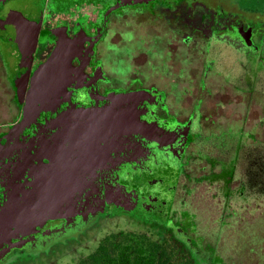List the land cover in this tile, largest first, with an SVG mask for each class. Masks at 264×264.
<instances>
[{
    "label": "flooded vegetation",
    "instance_id": "flooded-vegetation-1",
    "mask_svg": "<svg viewBox=\"0 0 264 264\" xmlns=\"http://www.w3.org/2000/svg\"><path fill=\"white\" fill-rule=\"evenodd\" d=\"M177 7L192 15L177 14ZM197 7H207L209 14ZM3 28L13 34L16 72L10 78L1 75L6 64L0 45V137L21 118L36 70L69 42H78L82 51L72 65L83 66L87 74L73 100L88 105L105 102L112 93L145 91L149 96L141 104V117L174 134L166 142L138 135L139 150L132 156L127 144H121L114 163L101 164L94 177L78 181L68 193L78 194L80 205L92 194L91 206L84 204L72 217L50 218L36 232L14 238L5 244L0 263L17 251L68 239L100 217L115 214L167 227L200 264H239L248 262V255L250 264H264L255 198L247 216H237L234 208L221 219L224 232L233 227V255L203 243L192 214L183 215L178 207L181 194H192L187 171L199 135L219 139L212 143L215 148L235 151L233 157L207 158L211 178L224 183V194H235L227 184L236 180L238 151L243 146L264 150V142L257 139L264 134V0H4L0 31ZM123 31L131 42L138 40L129 43L127 59L118 56L123 50L115 40ZM223 48L228 56L222 55ZM135 49L137 58L132 57ZM126 67L138 75H117L116 69ZM145 71H152L153 77H146ZM244 162L243 178L254 184L250 194L256 195L264 164L256 154ZM3 193L0 185V197ZM242 236L255 243L246 252Z\"/></svg>",
    "mask_w": 264,
    "mask_h": 264
},
{
    "label": "water",
    "instance_id": "water-1",
    "mask_svg": "<svg viewBox=\"0 0 264 264\" xmlns=\"http://www.w3.org/2000/svg\"><path fill=\"white\" fill-rule=\"evenodd\" d=\"M76 43L58 46L36 70L21 118L0 137V253L48 219L72 217L84 204L91 206L92 194L80 205L78 194L68 193L94 177L101 164L114 163L121 144L132 156L139 150L138 135L166 142L174 134L141 117L145 91L112 93L88 105L73 100L87 77L83 66L72 65L82 52Z\"/></svg>",
    "mask_w": 264,
    "mask_h": 264
},
{
    "label": "rangeland",
    "instance_id": "rangeland-1",
    "mask_svg": "<svg viewBox=\"0 0 264 264\" xmlns=\"http://www.w3.org/2000/svg\"><path fill=\"white\" fill-rule=\"evenodd\" d=\"M198 9H204L205 14H209V12L207 11V7ZM185 10L186 9L184 7H177L176 12L179 15H192V13L187 14ZM10 32L12 31L9 28H3L0 31V34L2 33V36H4L3 40H0V45H2V48L5 52L4 62L6 64V66L1 70V75H3V77L9 78L12 77L16 72L11 56L14 42L13 34ZM132 34L134 38L135 35L138 36L137 33ZM127 38L128 37H126L124 31L123 35H118L117 38H115V40H117L116 43H119L122 47L120 49L123 50V53L118 54V56L122 57L121 55L123 54L125 59L128 58L127 50L130 47L129 43H137L138 41H136V39H133V41L131 42V40H128ZM225 49L223 50L222 55L228 56L227 49ZM133 52L134 55H132L131 50L129 53L132 55V57L137 58L136 53H138L139 51L135 49ZM116 73L117 75H124L130 79L138 75L129 67H126V69L122 71L116 69ZM139 73H141V71H139ZM182 73L185 74V72ZM145 75L146 77H153V72L145 71ZM181 88L183 90L185 89L183 88V86H181ZM226 105L227 107H232L233 103H228ZM257 137L258 142H264V134H258ZM214 139L215 141H212V139H207L205 135H199L197 137V144L195 145L196 151H194L193 162L190 166L191 169L187 171L190 177L189 180L187 179V181H189V183L191 184L192 194H181V199L178 207L183 215L189 213L192 214V223L196 229V233L204 239L203 243L214 245V250L216 252L226 250L230 255H233L235 249L233 240L234 235L232 232L233 227H230V229L226 228L224 232L223 227L221 226V219L223 218L225 212H230L234 208L237 211V216H247V211L249 210V208H252L253 205L255 206L253 201L254 198L257 204L256 207L258 208V238L259 241L264 240V179L259 177L256 186L257 194L253 195L250 194V191L251 189L253 190L254 184L251 185L248 180L243 178V171L244 168H246L244 159H248L249 155L256 154L258 155L260 161L264 164V150L250 151L247 147L243 146L238 151V158L240 160L238 162V166H240L236 169V180L232 183L227 184L231 186V192L235 191V194H224V183L220 180L211 178V175L208 171L209 166L207 163V158L215 159L222 157H233L235 151L226 148L221 150V147L215 148L212 143L219 142V139ZM228 139L229 143H235V141H233V138ZM247 141L249 142V140ZM214 168L215 170H219L218 166ZM189 183L187 184L189 185ZM241 190L244 191V194H242L241 192V194H238V192ZM231 216L233 217V215ZM227 217L228 214H226V218ZM160 229L132 217L112 214L109 216L100 217L89 227H85L82 230L73 232L71 236H66L65 238L68 239L64 238L65 240L63 241L53 242L41 248L39 247L36 249L31 248L28 250L17 251L0 264H77L81 258L85 257L97 248L105 235L111 232L121 233L124 231L147 233L154 240H161L164 235L171 236L176 245L183 247L187 256L192 258L195 264H200L191 254L190 247L185 242H181L172 230H169L167 227H161ZM249 241L250 240H247V238L242 236L241 246L245 252L246 249L250 250V246H254L255 244L253 241ZM261 246L262 252L264 253V243ZM248 258V262H242L239 264H250L252 260H250L249 255ZM260 260L261 259H259V261ZM201 264H205L203 260Z\"/></svg>",
    "mask_w": 264,
    "mask_h": 264
},
{
    "label": "trees",
    "instance_id": "trees-1",
    "mask_svg": "<svg viewBox=\"0 0 264 264\" xmlns=\"http://www.w3.org/2000/svg\"><path fill=\"white\" fill-rule=\"evenodd\" d=\"M152 226L160 229L157 225ZM77 264L195 263L187 256L183 247L176 245L171 236L164 235L161 240H154L147 233L124 231L105 235L97 248Z\"/></svg>",
    "mask_w": 264,
    "mask_h": 264
}]
</instances>
